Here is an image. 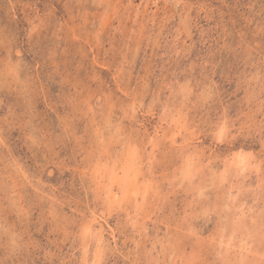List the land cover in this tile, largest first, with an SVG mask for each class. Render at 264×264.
Here are the masks:
<instances>
[{
	"label": "rangeland",
	"instance_id": "1",
	"mask_svg": "<svg viewBox=\"0 0 264 264\" xmlns=\"http://www.w3.org/2000/svg\"><path fill=\"white\" fill-rule=\"evenodd\" d=\"M0 264H264V0H0Z\"/></svg>",
	"mask_w": 264,
	"mask_h": 264
}]
</instances>
